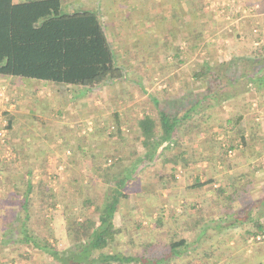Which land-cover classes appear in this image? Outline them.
I'll return each instance as SVG.
<instances>
[{
  "label": "crops",
  "instance_id": "obj_1",
  "mask_svg": "<svg viewBox=\"0 0 264 264\" xmlns=\"http://www.w3.org/2000/svg\"><path fill=\"white\" fill-rule=\"evenodd\" d=\"M15 1L21 2L24 0ZM96 1L67 0L66 5L76 9H96V7L99 8V5H97L99 0ZM139 1L141 2V0ZM146 1L154 6L152 9H155L154 11L158 16L155 15L156 22H159L158 27L156 29L152 28V32L155 31L152 35L153 40L151 42L137 41L140 43H138V46L141 49V53L136 50V48H139L138 46H127L128 49L124 47L123 45L127 44V39L122 37L119 41L125 40L126 43L124 42L125 44H121L122 46L120 47V50L124 49V51H118L120 55L119 63L127 71L128 62L125 61L126 58L123 55L128 56L129 52L131 53L130 58L135 64L131 63V66H135L138 71L141 69L142 71L150 70L148 63H151L154 68L151 69L150 74L138 73L134 78L130 77L129 72L126 75V79L118 82L126 84L125 87L132 85V83L141 87L142 94L139 96L138 92H136L135 96L141 102L147 100V102L150 101L154 104L155 100L159 103L161 99H155V96L147 91V86L154 83V81H158V79L161 80V77H165L166 82L164 85L170 83L172 87H175L181 83L179 79L181 75L183 74V78L186 76L185 70L187 69L189 71V82L183 79L182 89L186 92V96H189L191 92L189 84L192 79V72L190 71L193 65L191 53L193 50L199 52L198 54L201 55L196 68L204 69V65L208 62L211 55L214 58L213 61L210 60L211 66L215 67L218 76L215 82V92L203 97L205 103H211L216 107L214 108L215 111H210L208 114L211 117L208 115V119L205 121L200 120L199 127L195 129V132L185 137L183 148H177L181 156L186 159L185 166H182V169L178 171L179 173H176L175 180H170L169 178L160 179L161 181H156L155 188L153 189V191L157 190L154 192V195L157 196L154 201L158 207L164 209V213L168 219L164 227H157L154 230V239L159 240L163 233L170 232L177 233L179 238H186L189 242H193L196 238V230H202L203 228L212 229V226L216 223L209 222L205 223L206 225L200 224L197 227H191L190 223L188 226H184V220L188 219L191 214L196 213L202 204L207 207L203 213L205 216L212 217V215H216L218 217L221 206H215L216 203L213 202L215 197L214 188L224 185L227 179L234 178L235 175L250 171L251 169L255 170L253 186L249 196L264 200V0ZM116 3L120 6L123 4L122 2ZM212 35L213 38H211ZM113 47L115 48L114 43ZM179 52L183 54L182 63L172 56H165L169 53L176 54ZM144 53L148 54V57L145 59ZM140 61L143 63H139ZM0 78L21 81L23 86L29 85L31 89L23 86H21L22 88H18L17 86L16 90L17 94L22 92L23 95H26V98H29V95L32 93L33 95L37 94L34 97L40 98L41 95L39 94L44 85L60 86L36 80L25 81L19 77L8 78L1 76ZM204 80H201V86L208 87V85H204L209 84L210 81ZM118 82H108L99 88L109 87L111 84L115 85ZM95 89L97 88L76 89L77 92L72 94L73 100L81 101L90 91ZM172 94L173 96L170 97V100L176 101L181 99L180 94L174 95V92ZM111 100L116 104L120 103L121 105L123 102L126 104L127 101L133 102V95L132 93L128 95L115 93L112 94ZM104 103H108V101L105 100ZM140 105L141 103L134 105L133 102L129 109H125V106H122L121 109L112 108L111 110L109 108L110 110L106 112V117L103 114V118L110 119L109 124L113 120H116L117 124L120 125L122 137L112 139L105 136L110 132L109 125L105 127V122L100 124V118L95 128L87 131V136H85L81 133L79 135V128H76V126H71L68 131L67 126L55 124L54 119L45 120L44 118L46 117L42 115L38 116L32 111L29 115L25 113L28 115L26 118L28 123H23L25 120L21 121L22 127L18 126L16 129L17 133L24 135L25 143L18 142L19 145L17 146L20 150L27 151L23 155L27 161H21V155L15 153L12 157L13 159L9 162L20 159L19 163H28V166H30L33 156L35 158V155L52 154L53 151L55 154L56 149L54 148H57V146L63 147L62 142H64V144L68 143L71 146L72 149L68 148V152L69 150L73 151L71 157L76 163L83 158L89 160L88 163L91 166L88 170L92 174L91 169L96 164L95 158L97 159L100 156V153L98 154L97 152L108 150L111 157H113L114 151L116 154L118 152V155L122 154L121 151H124L125 153L119 156L122 157L125 154L126 156L127 154L130 155L131 148H135L139 154H143L145 151L143 136L139 135L135 121L139 116H143L146 113L143 108L140 110ZM33 108L31 106L32 110ZM137 108L138 110H136ZM230 117L234 119L232 124L228 122V118ZM132 118H135L133 127L132 124L129 125V121ZM210 118L211 120L209 121ZM11 123L12 128L8 131L9 135L14 130L15 115L11 116ZM111 124L117 125L115 122ZM240 129L245 130L246 143H241L240 141L237 147L233 148L234 150H229L232 151L231 154H224L222 146L232 141L235 143L239 141L236 136ZM106 130H108L107 134ZM63 134L65 136H61ZM27 135H29L28 138ZM32 135H39V138L44 140L43 143L46 142V139H49L46 135H50L55 138L53 140L50 138L49 141L55 140V142L50 145L51 148H48L47 142L45 147L41 143L38 145L41 147H38L35 143L30 142L31 139L29 137H32ZM83 151H87L90 157L86 156ZM114 159L112 158L111 161ZM3 160L0 157V161L3 162ZM47 160L51 159L47 158ZM76 165L79 166L78 163ZM28 171L26 173L27 177L29 176ZM208 180H212L214 183L199 185V183ZM87 191L89 192V190ZM82 194L84 195L85 191ZM136 196L139 198L136 200V206L127 207L126 205L123 210L124 213L129 215L130 212H134L141 215L148 212V215L154 217L155 214L158 215V211L153 209L152 205L150 206V201H144L140 198L141 195L137 193ZM222 204L223 202L220 205ZM192 205H196V207L189 208ZM209 206H213V208H208ZM120 212H117V227H123L124 231L120 234V241L110 244L108 251H126L128 253L133 250L129 248L126 241L129 240V236L138 244L144 243L145 239L141 236V228L134 221L129 220V218L125 222L121 220L119 216ZM262 212L264 214V202ZM82 213L93 215L94 217L98 215L94 205L84 207ZM14 225L16 226L17 223ZM141 226L144 227L143 224ZM246 229L247 226L245 225L236 224V226H233L228 223L221 232L215 234L214 239L223 241L221 249L226 250V248H230L231 250L228 251L226 257L214 264H244V262L250 264L253 252H256L258 258L264 262V239L255 240L253 236L252 238L243 240V233ZM16 231H18L17 228L15 229ZM136 252L145 254L140 248H137ZM189 252H193L192 248ZM200 262L199 259H196L194 264H200ZM253 264H257V261L254 260Z\"/></svg>",
  "mask_w": 264,
  "mask_h": 264
},
{
  "label": "trees",
  "instance_id": "obj_2",
  "mask_svg": "<svg viewBox=\"0 0 264 264\" xmlns=\"http://www.w3.org/2000/svg\"><path fill=\"white\" fill-rule=\"evenodd\" d=\"M66 1L0 0V77L27 78L73 90L99 88L108 82L114 83L127 78L125 69L119 63L120 55L113 47L99 8L76 9L66 5ZM181 52L165 56H172L182 63ZM210 60L212 59H208L204 69H196L192 73L193 83L198 82L201 85V80L207 79L210 83L204 86L208 87H202V90L191 88L189 96H186V92L181 88V99L176 101L170 100L169 90L164 89L162 93L165 92L167 95L164 104L154 101L156 113H145L138 117L136 125L139 135L143 136L145 147L143 154L129 146L132 150L127 161L118 157L108 165L96 163L92 167L91 171L97 174L104 184L110 181L113 184L103 200L95 202L89 188H87L89 192L86 190L83 195L82 184L80 187L77 186L76 191L80 194L82 204L84 206L94 204L98 215L95 218L79 211H76L79 213L77 214L71 208L66 209L69 248L60 251L49 240L41 243L36 233L28 227L30 193L35 187L29 179L28 188L20 204L27 212L19 228L21 242L52 255L54 261L50 264H194L196 259L201 261L200 264H214L226 257L231 250L230 248L222 250L223 241L214 239L215 234L221 232L228 223L233 226L236 224L247 226L243 240L257 235L264 236L262 219L264 200L249 196L255 172L251 169L227 179L224 185L214 188L213 202L216 203L215 206H221L218 217L205 216L203 213L207 207L202 204L196 213L184 220V226L190 223L191 227L206 225L205 223L209 222L216 223L212 229L196 230L193 242L170 232L167 233V238L145 240L140 244L129 236V240L126 241L129 248L133 249L131 252L108 251L110 244L120 241V234L124 231L123 227H117V212L121 211L119 214L121 220L125 222L129 218L142 229L141 220L136 213L130 212L128 215L123 211L127 205L124 190L134 187L133 182L141 166L145 162L156 160L157 157L162 158L164 164H170L171 173L168 176L161 174L160 179L175 180L177 170L184 167L186 162L177 148H183L185 137L195 132L200 120L208 119L210 111H215L216 107L213 104L203 101L204 96L215 92V82L218 78ZM233 121V118H228L230 124ZM10 128L11 118L8 122V129ZM109 131V134L108 130L105 132L111 139L122 137L118 124L110 125ZM236 137L239 139L236 143L232 141L222 146L224 154H229L230 149L234 150L240 141L246 143L245 130L240 129ZM31 171H28L29 176ZM146 180L148 181L139 185L141 187L137 194L141 195L140 198L144 201H150V206L158 211L159 216L154 220L148 212L143 213L148 221L152 220L154 232L157 227H164L168 219L164 209L158 207L154 201L157 196L152 194V191L156 181L153 178ZM212 183H214L212 180H208L199 185ZM42 184H45L44 180ZM49 189L46 193L48 200L53 198ZM194 207L196 205L189 208ZM135 248L142 249L145 254L136 252ZM191 248L192 253L189 252ZM254 260L257 264H264L256 252L251 256V262L254 263ZM251 262L250 264H253Z\"/></svg>",
  "mask_w": 264,
  "mask_h": 264
},
{
  "label": "rangeland",
  "instance_id": "obj_3",
  "mask_svg": "<svg viewBox=\"0 0 264 264\" xmlns=\"http://www.w3.org/2000/svg\"><path fill=\"white\" fill-rule=\"evenodd\" d=\"M116 2H122L123 4L120 6L117 5ZM97 5H99L98 7L101 12V18L104 22L108 34L110 35L111 41L114 43L117 52L120 50V47L126 42L127 44L123 45L124 47H132L133 45L138 46L139 42L137 41L142 40L151 42V40H153L152 35L155 33V31L152 32V28L156 29L159 22L157 23L155 20L157 14L154 11L155 9H152L154 8V6L149 4L146 0H141V2L139 0H99V2H97ZM122 37H124V39H127L126 42L125 40L119 41L122 39ZM211 38H213V35ZM136 50L138 52H141L140 47L136 48ZM121 51H124V49L120 50V52ZM198 53L199 52H196L195 50H193V52L191 53L193 65L190 72L192 73L197 69L196 65L199 63V57L201 58V55ZM128 54V56H126L125 54L123 56L126 59H129L131 53L128 52ZM143 55L144 59L148 57L147 53H144ZM209 57L212 60L214 59L211 57V55ZM126 59L125 61L128 62V69L126 73L128 74L130 72V77L133 78L138 73L150 74L151 69L154 68L152 67L151 63H148L150 70L148 69L147 71H142L141 69L140 71H138L135 66H131V63L135 65L131 58L129 60ZM139 63L143 62L140 61ZM144 65L146 67V63ZM188 73L189 71L186 69V76L183 78L182 74L179 78L181 83L179 85H176L175 87H172L170 83L164 85L166 82V78L161 77V80L158 79V81H154V83L148 85L146 89L151 95L161 99L160 102L163 103L162 99L167 97L165 92L162 93L164 89L169 90V97L173 96V92L174 95L182 94L180 92V88H183V79L189 82ZM21 79L25 81L30 80L27 78ZM125 85L126 84H121L118 82L115 85L111 84V86L109 87L97 88L93 91H90L84 98L82 97L83 99L81 101H77L73 100L72 96L74 92H77L76 89L73 90V88L69 89L62 86H56V88L52 85H44L42 87V90L39 94L41 95L40 98L34 97L37 96V94L33 95V93L29 95V98H26V95H23L22 92L20 94L16 93L17 86L18 88L23 86V83H21V81L5 80L4 78H0V128L3 126L4 122H6L8 128L9 119L12 115H15V124L13 127L14 130L10 135L8 132L6 146L10 147V149H13V155L15 153H19L21 155V161H27V159L23 157L24 153L27 151H22L17 146L19 145L18 142L22 144L25 143V139L23 138L24 135L17 133L16 128L18 126L22 127L21 121L25 120L23 123H28V120L26 118L31 111L33 113H36V115L38 116L42 115L43 117H46L44 118L45 120L54 119L55 124L65 125L67 126V130L71 128V126H76V128H79V135L81 133L85 136H87V131L93 130L95 128L99 118L100 124H102L103 122L106 123L105 127H107L108 125L110 126L111 123H117L116 120H113L109 124L110 119L108 120V118L106 119L102 117L103 114L104 117H106L105 115H107L106 112L110 110L109 108H111V110L112 108L121 109L122 106H125V109H129L131 107V104L134 102V105H138V103H141V109L138 107L140 110H142L143 108L144 112L148 114L156 113L155 106L152 102H147V100L141 102V100H139V98L135 96L136 92H138L139 96L140 94H142V91L140 90L141 87L133 83L132 85H128L126 87ZM189 86L193 89H203L200 83H193V78L191 79ZM23 87L31 89L29 85H25ZM115 93L123 95L132 93L133 102L127 101L126 104L124 102L121 105L120 103L116 104L111 100L112 94ZM105 100H107L108 103H104ZM109 101H111L112 103H109ZM31 106L34 107L33 110L31 109ZM138 108L136 110H138ZM168 109L169 108H167V110ZM25 113H28V115H26ZM134 120L135 118H132V120L129 121V125L132 124V127L134 126ZM28 136L29 135H27V138ZM46 136L49 139L52 138V140L55 138L50 135ZM61 136L65 135L63 134ZM105 136L107 137V135ZM29 138L31 139L30 142L35 143L37 146L39 145V143H41L45 147V144L47 142L48 148H51L50 145L55 142V140L49 141V139H46V142L43 143L44 140L42 138H39V135H32V137L30 136ZM62 143L64 145L63 147L57 146V148H54L56 149L55 154L53 151L52 154L45 153L43 155H35V158L33 156V159L31 160L32 164L30 166H28V163H19L20 159L18 161L9 162L13 158L11 156H6V152H4V149L7 147L5 146L3 150H0V157L4 159L3 162L0 161L2 162L0 163V264H50L54 261L53 256L49 253L34 248L31 245L24 244L20 240L22 238V235L19 234V228L21 227V223L25 219V214L27 213L24 211V209L21 208L20 204L22 199L24 198L25 191L28 188L29 179L32 180V184H34L35 187L32 193H30L28 209L30 219L28 221V227L36 233L37 237L40 238L41 243H45L47 240H49L50 243H54L60 251H63L70 247V241L67 237L66 209L71 208L72 211H79L80 213L82 212L84 207L88 206H84L82 204L80 194L76 191L77 186L80 187L79 185L82 184V193H84V191L88 190L87 188H89L91 194L95 198V202H97L98 200H103V198H105V195L110 192L113 185L111 181L110 183L108 182L104 184L103 181H101L97 177V174L89 173L88 169H90L89 167L91 165L88 163L89 160L86 158L80 159L77 162L79 166H77V163L71 157L73 151L69 150L68 152V148L72 149L71 146L68 145V143ZM121 152L122 154L125 153L124 151ZM97 153H100V156H98L97 159L95 158V163H102L104 164V166L108 165L112 158L117 159L122 155H118V152L116 154L114 151L113 157H111L108 150L100 151ZM85 155L90 157V154H88L87 151ZM47 158H50L51 160H47ZM122 158L123 160L127 161L129 159V154H127V156L125 154L124 156H122ZM43 159H45V161H43ZM29 169L32 171L30 176L27 177L26 173ZM170 173V164H164L162 158L157 157L154 161L145 162L141 166L139 173H137L135 177V181L133 182L134 187L124 190V193L127 195V198L125 200L127 207L136 206V200L139 199L136 196V193L141 187L139 185H141L145 181H148L146 179L153 178L155 181H159L161 174H164V176H168ZM43 180L45 181V184H42ZM91 185H93V187ZM161 186L163 188L162 184ZM9 187L10 189H8ZM48 189L51 190V193L53 195V198L50 200H48L46 196V193H48ZM156 191L157 190L152 191V194H154V192ZM90 205L92 206L94 204ZM137 215L144 226L142 227L143 229H141L142 238H144L145 240L154 239V232H152V228L154 225L152 220L148 221V218L145 217L144 214ZM158 216L159 215L155 214V217L152 216V219H156ZM15 223H17L16 226L14 225ZM16 228L18 229V231L15 232ZM5 233L7 234L6 236ZM164 238H167V233H163L160 237V239Z\"/></svg>",
  "mask_w": 264,
  "mask_h": 264
},
{
  "label": "built area",
  "instance_id": "obj_4",
  "mask_svg": "<svg viewBox=\"0 0 264 264\" xmlns=\"http://www.w3.org/2000/svg\"><path fill=\"white\" fill-rule=\"evenodd\" d=\"M7 134H8V128H7L6 122H4L3 126L0 128V150H3V148L6 146ZM12 150L13 149H10V147H7V148L4 149V152H6V156L7 157H9V156L13 157L14 156L13 155L14 151H12ZM229 153L231 154L232 151H230ZM254 239L255 240H263L264 236L257 235V236L254 237Z\"/></svg>",
  "mask_w": 264,
  "mask_h": 264
}]
</instances>
